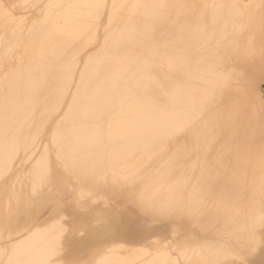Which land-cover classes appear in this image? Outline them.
I'll return each mask as SVG.
<instances>
[{
	"label": "bare ground",
	"instance_id": "obj_1",
	"mask_svg": "<svg viewBox=\"0 0 264 264\" xmlns=\"http://www.w3.org/2000/svg\"><path fill=\"white\" fill-rule=\"evenodd\" d=\"M263 83L264 0H0V264H264Z\"/></svg>",
	"mask_w": 264,
	"mask_h": 264
},
{
	"label": "snow or ice",
	"instance_id": "obj_2",
	"mask_svg": "<svg viewBox=\"0 0 264 264\" xmlns=\"http://www.w3.org/2000/svg\"><path fill=\"white\" fill-rule=\"evenodd\" d=\"M99 6H103V5H99ZM112 7L115 13V10L120 6L113 4ZM109 39H111V37H109ZM107 43H108V40L105 41L106 45ZM236 47H238V45H236L235 42H233V46H230V48L234 51ZM242 75L243 73L237 71L236 69H234L232 72L222 73L219 79V88L222 89L226 87L227 85H229V83L236 82ZM190 127H191L190 124H184V125L178 126L174 128L168 134L167 138L171 139V138L179 137V136H184L186 140L188 138H191L193 142V146L195 147L198 145L197 134L190 132ZM80 180H81L80 175L74 170L71 164L66 163L63 167L62 172L59 175H57L53 171L44 169L38 179V182L41 184H45L50 188H53L56 190H62L69 186L75 189ZM96 180L98 183L104 180V177H97ZM80 194L81 196L85 194L83 189H81ZM175 210L176 208H175V205L173 204H157V205L145 206L146 212L151 213L153 215H157V216H169ZM56 219L62 229L65 226H67L72 231L78 234H83L82 229L78 227L74 228L72 225H66L67 217L63 209L60 208L59 206L57 208ZM259 223L262 227H264V215H262L259 218ZM177 230H179V226H177ZM257 247L264 248V233H261L259 237L257 238L255 232H252L248 237L247 244H246V250L250 254L251 252L255 251ZM70 264H91V262L77 260V261L70 262ZM232 264H248V261L245 258H243V255H242L238 261H233Z\"/></svg>",
	"mask_w": 264,
	"mask_h": 264
},
{
	"label": "rangeland",
	"instance_id": "obj_3",
	"mask_svg": "<svg viewBox=\"0 0 264 264\" xmlns=\"http://www.w3.org/2000/svg\"><path fill=\"white\" fill-rule=\"evenodd\" d=\"M262 90H263V94H264V83L262 84ZM89 206H91L90 204H89ZM95 206V204L93 205V207ZM51 209L50 208H48L47 209V211H50ZM91 209H89L88 208V210L87 209H85V211H87V212H89ZM131 213H132V215H133V218L135 219V220H138V221H143L144 219L135 211V210H131V209H128ZM134 211V212H133ZM136 212V213H135ZM135 213V214H134ZM142 223H144L148 228H157V229H164V230H166L168 233H169V230H170V228H169V224L168 223H162L161 225H159V224H150V223H148L147 224V221H143Z\"/></svg>",
	"mask_w": 264,
	"mask_h": 264
}]
</instances>
